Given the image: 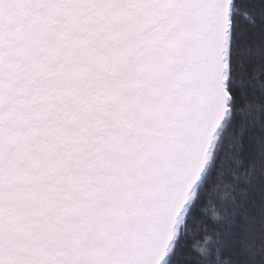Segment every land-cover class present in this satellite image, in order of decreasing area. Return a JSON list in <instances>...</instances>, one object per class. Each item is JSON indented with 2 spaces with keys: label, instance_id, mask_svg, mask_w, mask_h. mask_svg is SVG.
<instances>
[{
  "label": "snow or ice",
  "instance_id": "snow-or-ice-1",
  "mask_svg": "<svg viewBox=\"0 0 264 264\" xmlns=\"http://www.w3.org/2000/svg\"><path fill=\"white\" fill-rule=\"evenodd\" d=\"M0 264H264V0H0Z\"/></svg>",
  "mask_w": 264,
  "mask_h": 264
}]
</instances>
